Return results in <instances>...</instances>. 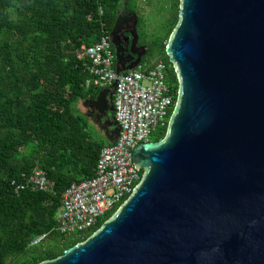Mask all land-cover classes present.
I'll return each instance as SVG.
<instances>
[{"label":"water","instance_id":"obj_1","mask_svg":"<svg viewBox=\"0 0 264 264\" xmlns=\"http://www.w3.org/2000/svg\"><path fill=\"white\" fill-rule=\"evenodd\" d=\"M124 25L119 15L109 34L118 75L147 52L127 60ZM166 53L178 99L167 137L133 151L141 182L86 242L42 264H264V0H182ZM115 87L83 101L108 144Z\"/></svg>","mask_w":264,"mask_h":264},{"label":"trees","instance_id":"obj_2","mask_svg":"<svg viewBox=\"0 0 264 264\" xmlns=\"http://www.w3.org/2000/svg\"><path fill=\"white\" fill-rule=\"evenodd\" d=\"M141 2L126 0L124 8L123 0H0V264L56 260L120 209L108 211L83 233L57 229L62 194L72 183L94 177L101 149L109 145L93 137L92 123L78 108L100 91L87 85L93 79L88 59L78 58L81 47L109 35L119 11H131L147 49L144 62L149 63L143 62V69L164 63L178 98L179 79L166 48L179 24L182 0H163L151 32ZM171 117L153 131L150 142L167 137ZM35 170L54 183L50 193L17 189Z\"/></svg>","mask_w":264,"mask_h":264},{"label":"built area","instance_id":"obj_3","mask_svg":"<svg viewBox=\"0 0 264 264\" xmlns=\"http://www.w3.org/2000/svg\"><path fill=\"white\" fill-rule=\"evenodd\" d=\"M77 55L89 61L86 66L93 80L88 86L101 90L116 84L113 116L120 130L115 142L101 149L94 177L72 183L62 194L57 229L68 235L93 228L108 211L126 202L142 180L134 166L133 151L150 142L153 131L172 116L177 103L162 62L149 70L139 65L118 75L109 35L93 46L83 45ZM53 187L43 171L35 170L17 189L50 193Z\"/></svg>","mask_w":264,"mask_h":264},{"label":"flooded vegetation","instance_id":"obj_4","mask_svg":"<svg viewBox=\"0 0 264 264\" xmlns=\"http://www.w3.org/2000/svg\"><path fill=\"white\" fill-rule=\"evenodd\" d=\"M122 16L124 18V21H125V25H124V30L123 32L120 33V36H118V42L122 45V48L123 50L125 51V56L128 59L130 58H134V59H137V55L142 53L143 49L142 47H145L140 38L138 37V40L137 42L135 43V45L133 46V38L131 36V32L133 31V22H134V19H133V13L127 9H122L121 11L118 12V16ZM139 23V21H138ZM138 29V24L136 26V30ZM132 51L134 53H132ZM147 58V52L144 56L141 57V64L146 60ZM96 99V98H94ZM82 104H83V101H82ZM83 106L85 107L86 111L84 112V114L86 115V117L89 119V121L95 125L93 123V120H97L96 119H92V117L94 116L93 113H92V110L91 109H88L89 106H85L83 104ZM95 118V116H94ZM96 126V125H95ZM103 136V134H102Z\"/></svg>","mask_w":264,"mask_h":264},{"label":"rangeland","instance_id":"obj_5","mask_svg":"<svg viewBox=\"0 0 264 264\" xmlns=\"http://www.w3.org/2000/svg\"><path fill=\"white\" fill-rule=\"evenodd\" d=\"M163 5V0H142L140 6H141V10L144 14L145 19L147 20V25H148V30L149 32H151L157 22L158 19L160 18V10L161 7ZM149 62H144L143 65H147ZM78 108L79 110L84 113L86 111L85 107L83 106L82 102H79L78 104ZM90 131L93 135V137H95V139H102L105 140V138L102 136V133L98 130V128L95 125H91L90 127Z\"/></svg>","mask_w":264,"mask_h":264},{"label":"crops","instance_id":"obj_6","mask_svg":"<svg viewBox=\"0 0 264 264\" xmlns=\"http://www.w3.org/2000/svg\"><path fill=\"white\" fill-rule=\"evenodd\" d=\"M143 65V64H142ZM84 114V113H83Z\"/></svg>","mask_w":264,"mask_h":264}]
</instances>
